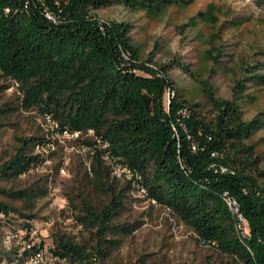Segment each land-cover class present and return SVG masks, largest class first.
I'll return each mask as SVG.
<instances>
[{
	"label": "trees",
	"instance_id": "trees-1",
	"mask_svg": "<svg viewBox=\"0 0 264 264\" xmlns=\"http://www.w3.org/2000/svg\"><path fill=\"white\" fill-rule=\"evenodd\" d=\"M196 1L0 0V75L18 85L22 107L52 117L61 132L93 133L102 155L131 172L150 200L168 208L206 244L244 264H264V171L243 144L264 121L261 114L244 120L240 101L247 87L238 82L234 99L227 100L218 99L204 84L213 111L208 118L170 80L173 63L158 65L152 57L141 58L129 23L92 15L113 5L157 15ZM209 18L216 22L211 14ZM250 81L264 84V75L255 71ZM45 143L25 139L0 165V181L15 180L41 165L42 155L30 149ZM252 167L258 176L248 172ZM93 170L104 183L102 159ZM225 193L238 201L247 219L246 237L236 231ZM0 194L14 200L34 198L28 190L1 186ZM121 206L114 195L111 207L97 211L87 206L80 221L106 234L116 229L111 222ZM12 212L19 213L0 201V216ZM99 245L90 253L63 237L52 253L74 264H98L109 254ZM39 250L33 247L24 255Z\"/></svg>",
	"mask_w": 264,
	"mask_h": 264
},
{
	"label": "rangeland",
	"instance_id": "rangeland-1",
	"mask_svg": "<svg viewBox=\"0 0 264 264\" xmlns=\"http://www.w3.org/2000/svg\"><path fill=\"white\" fill-rule=\"evenodd\" d=\"M92 15L129 23L141 58L152 57L158 65L173 63L170 80L199 105L202 115L213 116L204 84L218 99L232 100L242 82L247 87L240 101L244 120L261 114L264 121V84L250 81L255 71L264 75V0H197L157 15L113 5ZM21 96L18 85L0 75V165L32 137L46 141L30 149L44 161L15 180L0 181L6 190H28L34 197L25 201L0 194L1 202L19 211L0 216V264H32L31 255L24 253L33 247L44 253L39 264H74L52 253L63 237L90 253L103 244L102 252L109 254L98 264H244L206 244L168 208L150 200L131 172L99 152L100 141L93 133L61 132L52 117L22 107ZM243 144L264 171V127ZM99 159L106 169L105 184L93 170ZM248 172L258 176L255 167ZM114 195L122 205L111 222L114 231L103 234L98 227L81 223L87 206L97 211L111 207Z\"/></svg>",
	"mask_w": 264,
	"mask_h": 264
},
{
	"label": "built area",
	"instance_id": "built-area-1",
	"mask_svg": "<svg viewBox=\"0 0 264 264\" xmlns=\"http://www.w3.org/2000/svg\"><path fill=\"white\" fill-rule=\"evenodd\" d=\"M141 191L144 194H146L145 189H141ZM224 201H225L226 205L228 206L231 214L235 218V228H236L237 233L242 237H246L248 235V232H249L248 231V223H247V219L245 218V216L241 212L240 205H239L238 201L234 197L229 195L228 193L224 194ZM153 202H155V201H153ZM43 260H44V253L41 250L35 252L34 254H32L30 256V261L32 264H39Z\"/></svg>",
	"mask_w": 264,
	"mask_h": 264
}]
</instances>
